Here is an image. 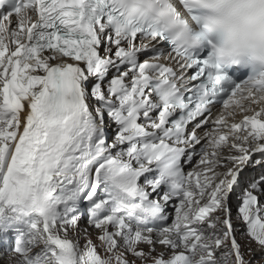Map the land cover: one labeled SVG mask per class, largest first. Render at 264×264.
Masks as SVG:
<instances>
[{
  "label": "snow or ice",
  "instance_id": "obj_1",
  "mask_svg": "<svg viewBox=\"0 0 264 264\" xmlns=\"http://www.w3.org/2000/svg\"><path fill=\"white\" fill-rule=\"evenodd\" d=\"M185 9L0 0L6 264H264V74L183 43Z\"/></svg>",
  "mask_w": 264,
  "mask_h": 264
},
{
  "label": "clouds",
  "instance_id": "obj_2",
  "mask_svg": "<svg viewBox=\"0 0 264 264\" xmlns=\"http://www.w3.org/2000/svg\"><path fill=\"white\" fill-rule=\"evenodd\" d=\"M183 24L182 42L207 43L216 64L246 61L264 74V0H186Z\"/></svg>",
  "mask_w": 264,
  "mask_h": 264
},
{
  "label": "bare ground",
  "instance_id": "obj_3",
  "mask_svg": "<svg viewBox=\"0 0 264 264\" xmlns=\"http://www.w3.org/2000/svg\"><path fill=\"white\" fill-rule=\"evenodd\" d=\"M34 18H35V17H34ZM220 107H221V106H218V105L215 106V108H214V115L216 114V110H218ZM85 223H86V221H81V224H82V225L85 224ZM89 231L92 233V235H93V239L95 240V235H96L95 230H94V229H89ZM253 247H255V246L253 245ZM158 251H163V248H162V247H158ZM1 262H2V261H1Z\"/></svg>",
  "mask_w": 264,
  "mask_h": 264
},
{
  "label": "rangeland",
  "instance_id": "obj_4",
  "mask_svg": "<svg viewBox=\"0 0 264 264\" xmlns=\"http://www.w3.org/2000/svg\"><path fill=\"white\" fill-rule=\"evenodd\" d=\"M0 251H2V248H0ZM6 262H7V256L0 257V264H6Z\"/></svg>",
  "mask_w": 264,
  "mask_h": 264
}]
</instances>
